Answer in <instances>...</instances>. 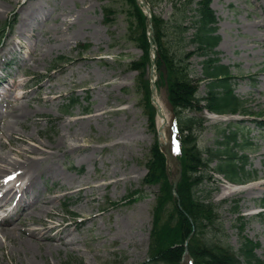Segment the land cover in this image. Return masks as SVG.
Wrapping results in <instances>:
<instances>
[{
  "label": "rangeland",
  "instance_id": "obj_1",
  "mask_svg": "<svg viewBox=\"0 0 264 264\" xmlns=\"http://www.w3.org/2000/svg\"><path fill=\"white\" fill-rule=\"evenodd\" d=\"M30 2L32 12H26L24 5ZM212 7L221 35L217 56L230 66L236 93L249 101L247 106L253 111H259L264 108V0H213ZM105 8L111 9L109 18ZM129 10L126 0H0V30L7 20H14L0 46V80H7L0 87V115L7 119L13 107L22 106L24 114L13 132L4 131L0 152L15 160L21 157L10 149H45L42 165L46 170L31 182L33 191L25 197L42 205L59 195L52 214L41 215L33 209L23 218L31 227L40 226L34 223H40V218L47 226L57 225L50 231L54 239L37 243L29 238L22 243L19 232L8 240L0 233L4 243L0 264L151 262L150 231L160 186L147 185L144 180L151 148L161 141L158 114L154 131L144 108L141 72L131 67L143 51L132 38L138 31ZM154 11L166 20L174 21L180 15L172 1L161 3ZM61 56L68 59L66 64ZM203 59L198 55L191 58L195 79L204 76ZM156 77L158 96L173 130L166 86L159 71ZM144 78L151 81L148 66ZM13 80L26 84L22 90L9 91ZM207 83L201 81L200 96H206ZM50 86L56 89L51 91ZM23 93L28 97L11 102ZM3 95L7 100L1 101ZM70 97L78 103L65 113ZM203 115L207 120L199 137L201 148H223L220 141L225 140V128L238 133L239 144L245 140L253 143L241 151L249 156L247 168L253 173L248 188L228 196L224 193L227 182L219 174L199 187L201 197L212 191L210 199L220 215L219 224L204 239L238 250L246 236L259 243L256 252L264 258V121L257 119L259 115ZM80 182L103 186L86 197L84 192L72 193ZM14 212L10 216L20 215V211ZM89 212L95 219L85 222ZM60 238L70 244H63ZM76 238L81 241L73 243Z\"/></svg>",
  "mask_w": 264,
  "mask_h": 264
},
{
  "label": "trees",
  "instance_id": "obj_2",
  "mask_svg": "<svg viewBox=\"0 0 264 264\" xmlns=\"http://www.w3.org/2000/svg\"><path fill=\"white\" fill-rule=\"evenodd\" d=\"M165 1H172L174 11L180 15L173 21L153 13V42L157 45L156 66L177 117L179 159L183 169L177 188L179 198H176L166 169V157L159 142L154 143L146 162L148 173L145 177V183L160 186L153 209L150 261L180 264L189 238L188 248L194 264H264V259L255 251L258 244L248 237L243 238L238 251L204 239V235L219 224L220 215L210 199L211 193L201 197L199 187L212 179L210 170L223 173L232 181H247L251 174L246 169L248 156L240 154L239 150L252 143L247 141L245 146L240 145L237 133L225 129L222 132L225 140L220 141L223 148H201L199 137L206 128V118L200 113L205 108L219 114L252 112L246 101L234 92L230 67L222 64L217 56L216 47L221 36L216 33L218 20L211 7L212 0H147L153 10ZM126 2L138 31L132 38L143 51L142 58L132 62L131 67L141 72L139 80L144 91L145 111L155 130L156 109L151 102L150 82L144 78L146 66L150 64L148 18L136 0ZM105 12L109 18L111 9L105 8ZM190 45L194 48L189 49ZM194 55L204 57L203 78L192 76ZM204 79L208 80L207 95L199 96V84ZM75 102L73 99L72 104ZM257 113L264 118V109ZM214 161L216 166H211Z\"/></svg>",
  "mask_w": 264,
  "mask_h": 264
},
{
  "label": "bare ground",
  "instance_id": "obj_3",
  "mask_svg": "<svg viewBox=\"0 0 264 264\" xmlns=\"http://www.w3.org/2000/svg\"><path fill=\"white\" fill-rule=\"evenodd\" d=\"M27 3V1H25ZM32 4L31 2L24 5V8H26V12H32ZM26 83L23 84H17L14 83L12 85L11 91L17 87V89L22 90ZM14 88V89H13ZM55 86H50V90H55ZM28 97L27 93H23L20 96H17L15 100H12L11 102L19 101L20 99ZM154 99L155 104L159 109L158 113V130H159V137L160 141L163 145H168L171 142L172 138V130L170 129V117L169 114L166 112L163 102L160 100L158 96V90H155L154 92ZM9 101V103H11ZM23 106L19 107L18 109L12 108L11 111H9V115L6 116L7 119H5L4 115H0V118L3 120V123L0 124V142H1V136L4 134V131L9 130L10 132H13L14 130V124L18 123L20 121V118L24 116L23 114ZM22 110V111H19ZM106 112V111H105ZM103 112V113H105ZM102 113V114H103ZM26 115V114H25ZM13 118V119H9ZM217 117L215 114H211V118ZM21 142H25L23 138H21ZM87 144H85L86 146ZM82 147V146H79ZM10 151L14 154H17L21 157V159H9L8 155L4 152H0V162L4 163V165L0 166V233L3 237L8 239H13L15 237V233L19 232V234L22 237L21 242L24 243L29 238L30 240L33 239L37 243H39L42 240H50L52 241L54 238L50 236V231L52 230L51 226H47L46 221L43 218H40V224L39 227H31L30 223L26 222L25 220L18 218L17 220H13L11 218H7L9 213L15 209V207L12 205V201L16 200V198L22 193V196L24 193L28 192V190L32 187V183L37 177H40L43 172L46 170L43 167V163L45 161L44 155L47 153L45 149H43L40 146L31 147V148H20L19 149H10ZM47 168V167H46ZM48 169V168H47ZM49 172H52L53 175H55V171L51 168L48 170ZM114 173V172H113ZM27 178V181L22 183L23 179ZM25 183V184H24ZM24 184V185H23ZM103 185H92L90 182H80L78 183L74 189L72 190V193H81L84 192L85 196L88 197L90 192H94L96 189L101 188ZM249 185H240V184H234L229 183L225 185V194L228 196L232 193H235L239 190L248 188ZM251 187V186H250ZM254 187V186H253ZM256 188V187H255ZM59 195L54 196L53 198H49L43 201L42 205H38L35 200L31 201L23 213L22 216H28L31 213V209L34 208L39 214H46L50 215L52 214V205L55 201V199H58ZM19 202H22V199H19ZM30 211V212H29ZM86 214L84 217L85 222L93 221L95 219V216L90 214ZM35 223H39V221H34ZM21 226H24L22 229ZM65 230V228H64ZM63 244H70L65 243V240L60 238ZM80 239H74L73 243H79ZM36 243V244H37ZM0 246H4V243L0 240ZM30 249V247L28 248ZM27 249V250H28ZM37 264V263H32ZM187 264H191L188 262Z\"/></svg>",
  "mask_w": 264,
  "mask_h": 264
},
{
  "label": "water",
  "instance_id": "obj_4",
  "mask_svg": "<svg viewBox=\"0 0 264 264\" xmlns=\"http://www.w3.org/2000/svg\"><path fill=\"white\" fill-rule=\"evenodd\" d=\"M137 2L139 4H142V6H144L146 8L147 12L150 15L151 9H150V6L148 5L147 1L146 0H137ZM154 64H155V59H152V65H154ZM152 90L153 91L155 90V87L154 86L152 87ZM153 100H154V97H153ZM162 150H163V152L165 153V155L167 157V165H168V167L171 164L174 166V171H173V174H174V179H173L174 180V187H173V190H174V194L177 196L176 189H177L178 181H179V179L181 177V169H182L181 162L173 154V152L171 150V145H169V146H163L162 147ZM189 257H190V254H189L188 248L186 247L185 248L184 255H183V262H182V264H186V261H187V259Z\"/></svg>",
  "mask_w": 264,
  "mask_h": 264
}]
</instances>
